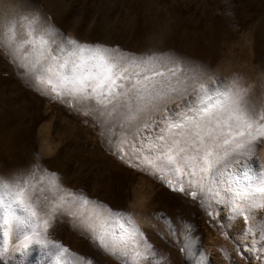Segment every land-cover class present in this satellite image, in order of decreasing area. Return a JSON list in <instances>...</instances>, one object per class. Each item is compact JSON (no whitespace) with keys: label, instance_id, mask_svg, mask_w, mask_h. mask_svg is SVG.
Wrapping results in <instances>:
<instances>
[{"label":"rangeland","instance_id":"rangeland-1","mask_svg":"<svg viewBox=\"0 0 264 264\" xmlns=\"http://www.w3.org/2000/svg\"><path fill=\"white\" fill-rule=\"evenodd\" d=\"M73 39L90 48L72 56ZM97 46L128 67L174 59L175 77L153 83L179 81L189 94L154 110L126 94L100 103L101 89L88 86ZM262 64L264 0H0V264H264V197L231 205L217 174L199 179L202 165L182 161L194 151L178 153L184 172L175 173L129 140L144 115L188 112L198 103L190 86L206 84L220 106L236 72L251 82L240 84L242 99L264 114L247 77ZM236 140L216 163L264 150ZM17 184L30 195L24 203L3 187Z\"/></svg>","mask_w":264,"mask_h":264},{"label":"snow or ice","instance_id":"snow-or-ice-1","mask_svg":"<svg viewBox=\"0 0 264 264\" xmlns=\"http://www.w3.org/2000/svg\"><path fill=\"white\" fill-rule=\"evenodd\" d=\"M68 43L75 46V49L69 50L74 57H78L80 53L90 48L88 45H78L74 39L69 40ZM96 50L97 53L102 51L103 54L91 57L93 66L98 71L97 79L94 82L90 81L88 86L95 90V87H93L95 84L96 87L101 89L102 99L100 103L102 104L105 100L111 103L113 100L118 99L120 95L126 94L131 95L134 102L143 104L141 111L145 109L154 110L158 103L183 99L189 94V87L181 89L177 86L180 83L179 81L176 84H173L172 81H157L153 83L155 77H164L165 72L175 77L177 62L172 58H153L161 63L160 69L156 70L148 60L142 59L134 66L128 67L124 63V57H119L114 53L109 54V49L103 48L101 50L97 46ZM61 87H64L63 81H61ZM190 87L192 88V92L195 93L198 103L194 102L179 122L167 116L161 120V123L166 121V128L164 129L166 134H161L158 138L164 141V144L159 146V158H162L163 162H165L162 164L161 170H164L168 166H173L175 173L184 172V169L174 167L177 163V147L180 144V140L175 137L181 135L184 130H188L190 134H195L196 139L192 142L191 148L196 154L191 157H183V162L187 164L188 159L197 162L202 165L200 170L204 173L209 172L216 163V159L213 158L214 154L210 149H205L201 154L200 148L196 146L197 141L200 143L203 142L201 135L203 121L216 105L212 104L210 108L209 104L211 101H206V97L208 96L206 84L200 83L198 88L195 86ZM125 88L129 90L128 93H124L123 90ZM117 89L120 91H117ZM52 91L55 92L56 89L53 88ZM71 94L72 92L69 90V95ZM225 95H227L228 99L224 100L221 98L220 108L229 113L230 118L236 120L243 126V131L239 134L245 136L250 143H255L264 138V114H260L255 109L249 108L247 102L242 99L239 92H231L225 89ZM165 147L168 149L167 152L164 151ZM187 150L188 142L185 141V147L179 148V152L184 153ZM186 174L189 176L195 175L194 172H188ZM24 183L27 184V181ZM168 186L172 187L171 180L168 181ZM3 187L7 189V195L11 196L14 201L24 203L30 198L26 188L20 184H17L15 187H9L7 185H3ZM179 190L184 191L183 187ZM257 191L264 193V186L259 187ZM192 195L194 196L195 193H192ZM260 207H264V204L260 205ZM33 215H35V212H33ZM45 224H47V221H45Z\"/></svg>","mask_w":264,"mask_h":264},{"label":"bare ground","instance_id":"bare-ground-1","mask_svg":"<svg viewBox=\"0 0 264 264\" xmlns=\"http://www.w3.org/2000/svg\"><path fill=\"white\" fill-rule=\"evenodd\" d=\"M154 37L155 36H153V38ZM150 48L151 47L148 44V42L145 41L143 44V49L148 50ZM259 66L260 67L258 70L259 71L258 77L255 76L256 75L255 73H253V75L255 74L254 78H253V75L249 72L248 68H246V69H248V71L245 68L244 69L246 70V72H249L250 76L247 73V77L251 78V76H252L251 81L256 84L255 89L252 91H255V92L259 91V93H260L259 97L261 98V100L263 102V104H261V105H263L262 107L264 109V64L259 65ZM252 68H254V67H252ZM250 69H251V67H250ZM244 72L245 71H243L242 73L244 74ZM236 73L237 74L234 73V76L231 79V83L229 84L230 86L225 85L227 87L222 89V93L219 97L224 98V100L228 99L227 95H225V89H228L231 92H239L241 90V87H242V86H240V84L243 82V80H245L244 82H248V83L250 81L248 78H245V77H244L245 79H243L242 73H240V72L239 73L236 72ZM246 79H248L249 81H246ZM250 83H249V85H250ZM233 86L234 87L236 86V87L234 88ZM244 87H245V85H244ZM242 89H244V88L242 87ZM247 91L249 93L250 90H247ZM242 93L243 92H241V96L244 97V95L247 92L243 95H242ZM250 95H254V94H250ZM255 96H257V94L254 95L253 97H255ZM245 99L247 101L246 97L244 98V100ZM249 99L252 100L253 98H251V96H250ZM206 101H209V99L208 100L206 99ZM210 101H211V103L209 104L210 108L212 107V104L216 105V103L212 99ZM256 101L254 100L252 102H256ZM259 101H257V102H259ZM248 107H250V106H248ZM169 108H170V106H169ZM220 110H221L220 106L216 105V107L212 108V111L209 112L208 116L203 121V130L201 133L202 138H203V142L200 143L199 141H197V143H196V146L200 148L201 152H203L205 149H210L214 154L213 158H218V156L223 155L227 150H229V148L231 149L232 147H236L237 143H238L236 139L245 137V136H242L239 134L243 131V126L241 124H239V122H237L236 120L230 118V114H217V113L221 112ZM147 113H149V112H147ZM168 115L169 116L171 115L170 117L169 116L168 117L171 119H175L177 122H179L181 119H183V116H184V114H168ZM164 117H166V115H162L161 113H149L147 117H146V115L141 117L142 119H141V121L139 120L140 123H139L138 127L136 128V132L129 138L131 148L133 149V151L138 152L140 154L142 153L143 155H146V154L147 155H153L156 152H160V147H157V146L161 142H162V144H164V141H161L158 138L161 134H166L164 132V129L166 128V121L164 123H161V120ZM181 136H183V137H182V140L180 139L181 143L177 147V153H179V148L185 147V141H187L188 142V151L191 154L192 153L191 145H192V142L196 139L195 134L194 133L190 134L188 130H184L181 135H179L175 138L177 139V138H180ZM257 142H258L257 145L264 146V138H262L261 140H259ZM165 148H167V147H165ZM165 148H164V150H165ZM188 151L186 153H188ZM184 154L185 153H182L183 156H185ZM190 154L188 153V155H190ZM237 154H239V152ZM135 156H136V154H135ZM182 157L180 156V159ZM248 157H249V159H248L247 163L232 162V160H227V159L222 160V161H218L217 163L214 164V167L211 169L212 174H214V175L217 174L216 176L218 177L216 180L219 183V185H218L219 188L217 189V187H216V190H219V191H222V189L225 190L228 193V195L230 196V201H231L230 204L231 205H234L237 202H239V200L237 202H235L234 197H237L236 199H241V200H243L245 198L246 199L250 198L251 201H257L258 203H260L262 201L261 199H263V197H264V193H259L257 191V189L259 187L264 186V150L259 151V152L254 153V154L251 153ZM177 163H179V162H177ZM186 166H187V164H186ZM205 175H208V174L205 173L202 176L199 174V179L205 178ZM202 194H203V192H202ZM222 198H223V196H222ZM241 205L243 206V204H240V206ZM232 207L233 206H231L230 208H232ZM123 234H125V233H121V235L118 236V238L117 237L114 238L116 240H114V239L113 240L115 242H117V244H118L119 239ZM115 248L117 250V246H115Z\"/></svg>","mask_w":264,"mask_h":264}]
</instances>
